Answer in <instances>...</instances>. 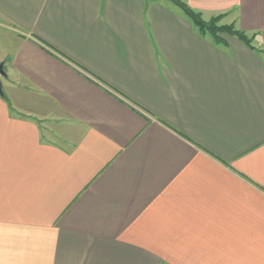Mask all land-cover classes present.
Listing matches in <instances>:
<instances>
[{
    "label": "crops",
    "instance_id": "0c3cea01",
    "mask_svg": "<svg viewBox=\"0 0 264 264\" xmlns=\"http://www.w3.org/2000/svg\"><path fill=\"white\" fill-rule=\"evenodd\" d=\"M0 0V264H264V0ZM45 135V137H43Z\"/></svg>",
    "mask_w": 264,
    "mask_h": 264
},
{
    "label": "trees",
    "instance_id": "16d2710c",
    "mask_svg": "<svg viewBox=\"0 0 264 264\" xmlns=\"http://www.w3.org/2000/svg\"><path fill=\"white\" fill-rule=\"evenodd\" d=\"M177 6H179L182 11L189 17V19L193 22V24L198 28L200 33H210L214 37H217V33H226L229 35H234L238 39H240L245 44L249 45L250 40H248V37L244 34V32L237 30L232 27V25H218V21L222 16H216L211 18L210 20L205 21L201 14L197 11H194L192 8H190L188 5H186L183 0H172ZM0 96H2L4 99L5 95L3 92L0 93Z\"/></svg>",
    "mask_w": 264,
    "mask_h": 264
},
{
    "label": "water",
    "instance_id": "95a60500",
    "mask_svg": "<svg viewBox=\"0 0 264 264\" xmlns=\"http://www.w3.org/2000/svg\"><path fill=\"white\" fill-rule=\"evenodd\" d=\"M5 71H4V68H3V64L0 63V93L2 92V85H1V77H4L5 76Z\"/></svg>",
    "mask_w": 264,
    "mask_h": 264
},
{
    "label": "rangeland",
    "instance_id": "374dc122",
    "mask_svg": "<svg viewBox=\"0 0 264 264\" xmlns=\"http://www.w3.org/2000/svg\"><path fill=\"white\" fill-rule=\"evenodd\" d=\"M202 18H203V17H202ZM210 19H211V18H210ZM210 19H209V20H210ZM220 19H221V18H220ZM204 20H205V19H204ZM207 20H208V19H207ZM207 20H205V21H207ZM219 21H220V20H219ZM219 21H218V25H221V24H219ZM43 137H45V135H44Z\"/></svg>",
    "mask_w": 264,
    "mask_h": 264
}]
</instances>
